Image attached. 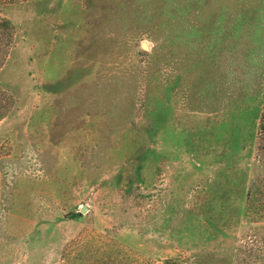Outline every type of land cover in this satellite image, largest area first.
Instances as JSON below:
<instances>
[{
	"label": "rangeland",
	"instance_id": "rangeland-1",
	"mask_svg": "<svg viewBox=\"0 0 264 264\" xmlns=\"http://www.w3.org/2000/svg\"><path fill=\"white\" fill-rule=\"evenodd\" d=\"M0 18V264H264V0Z\"/></svg>",
	"mask_w": 264,
	"mask_h": 264
},
{
	"label": "trees",
	"instance_id": "trees-1",
	"mask_svg": "<svg viewBox=\"0 0 264 264\" xmlns=\"http://www.w3.org/2000/svg\"><path fill=\"white\" fill-rule=\"evenodd\" d=\"M0 23H1V24H0L1 27H3V26L5 25V24H4V20L1 19V18H0ZM0 36H1V34H0ZM2 93H3V92H2ZM0 95H1V90H0ZM3 108H4V106L2 105V100L0 99V117H1V115H2ZM260 127H261L262 131H264V112H263V114H262V116H261Z\"/></svg>",
	"mask_w": 264,
	"mask_h": 264
},
{
	"label": "water",
	"instance_id": "water-1",
	"mask_svg": "<svg viewBox=\"0 0 264 264\" xmlns=\"http://www.w3.org/2000/svg\"><path fill=\"white\" fill-rule=\"evenodd\" d=\"M143 48H145L144 44H143ZM86 212H87V206H83L81 209V213H86Z\"/></svg>",
	"mask_w": 264,
	"mask_h": 264
}]
</instances>
